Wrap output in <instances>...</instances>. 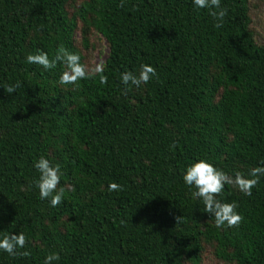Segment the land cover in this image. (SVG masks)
I'll return each instance as SVG.
<instances>
[{"label":"trees","instance_id":"obj_1","mask_svg":"<svg viewBox=\"0 0 264 264\" xmlns=\"http://www.w3.org/2000/svg\"><path fill=\"white\" fill-rule=\"evenodd\" d=\"M72 1L0 0V239L23 232L17 252L29 253L0 250V264L50 253L53 264H201L207 248L224 263L264 264V176L250 196L225 185L218 199L243 219L222 229L183 180L201 159L231 176L264 167V44L250 0H221V28L193 0ZM93 32L108 46L107 84L62 85L61 63L26 61L63 45L85 64ZM143 64L157 75L126 88L120 74ZM42 156L70 188L55 207L36 187Z\"/></svg>","mask_w":264,"mask_h":264},{"label":"clouds","instance_id":"obj_2","mask_svg":"<svg viewBox=\"0 0 264 264\" xmlns=\"http://www.w3.org/2000/svg\"><path fill=\"white\" fill-rule=\"evenodd\" d=\"M193 4L197 8L210 10V15L216 20L215 27L221 28L223 26L227 9L221 6V0H193ZM26 61L29 64L40 65L46 70L54 69L58 63H61L64 70L59 77V82L62 85H76L82 79L96 76H99L100 84L103 85L108 82V77L104 74L106 65L103 62L81 63L80 56L69 52L63 45L57 49L55 56L51 59L47 52L41 50L36 54L27 55ZM156 75L157 70L155 67L143 64L138 75L131 71H125L120 74V79L126 88L131 86L140 87L142 84H147ZM19 87H21V83L17 81L15 85H7L3 88L8 94H12ZM261 163L264 164V161ZM34 166L40 173L39 179L36 181L40 199H50V204L53 207L63 203L64 193L70 188L67 185L59 187L63 175L61 166L59 164L53 166L50 160L43 156L35 162ZM261 176H264V167L250 169L247 176L239 171L231 176L207 160L201 159L187 167L183 174V180L189 188L195 189L191 193L192 197L194 199L199 198L202 201L204 212L214 217L215 227L222 229L225 226L227 228L238 227L243 219L237 212L238 204L236 202L226 203L218 199L223 193L225 185H232L243 194L250 196L252 189L257 186ZM108 188L109 191L122 190V186L116 183L109 184ZM179 222L180 217H177V223ZM27 242V237L23 232L18 235H5L0 239V250L10 256H16L17 254L27 256L29 255L27 251L17 252L18 248H25ZM59 259L58 253H50L46 256L44 264H53L54 261Z\"/></svg>","mask_w":264,"mask_h":264},{"label":"rangeland","instance_id":"obj_3","mask_svg":"<svg viewBox=\"0 0 264 264\" xmlns=\"http://www.w3.org/2000/svg\"><path fill=\"white\" fill-rule=\"evenodd\" d=\"M82 0L72 1V5L79 4ZM249 15L251 17V29L255 34L258 44H264V0H250L248 2ZM80 37L78 38V42ZM89 51H84L85 64L105 62L108 55V46L106 41L98 34L93 32L89 38ZM201 264H228L217 260L212 251L207 248L202 254Z\"/></svg>","mask_w":264,"mask_h":264}]
</instances>
